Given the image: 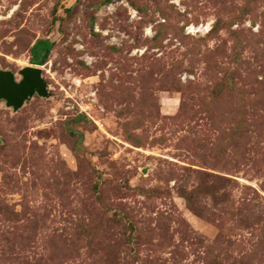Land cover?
<instances>
[{
  "label": "rangeland",
  "instance_id": "374dc122",
  "mask_svg": "<svg viewBox=\"0 0 264 264\" xmlns=\"http://www.w3.org/2000/svg\"><path fill=\"white\" fill-rule=\"evenodd\" d=\"M24 66L0 264H264V0H0Z\"/></svg>",
  "mask_w": 264,
  "mask_h": 264
},
{
  "label": "water",
  "instance_id": "95a60500",
  "mask_svg": "<svg viewBox=\"0 0 264 264\" xmlns=\"http://www.w3.org/2000/svg\"><path fill=\"white\" fill-rule=\"evenodd\" d=\"M20 74L21 78L15 80L11 71L0 70V99H4L7 105L14 108L34 92L39 95L47 92L39 67L24 66L20 69Z\"/></svg>",
  "mask_w": 264,
  "mask_h": 264
},
{
  "label": "trees",
  "instance_id": "16d2710c",
  "mask_svg": "<svg viewBox=\"0 0 264 264\" xmlns=\"http://www.w3.org/2000/svg\"><path fill=\"white\" fill-rule=\"evenodd\" d=\"M49 48V42L45 39H36L35 42L31 45L32 57L36 56L37 53H42V57L46 55Z\"/></svg>",
  "mask_w": 264,
  "mask_h": 264
}]
</instances>
